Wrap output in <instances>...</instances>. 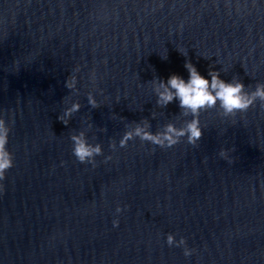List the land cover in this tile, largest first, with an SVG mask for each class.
Masks as SVG:
<instances>
[{
	"label": "water",
	"instance_id": "95a60500",
	"mask_svg": "<svg viewBox=\"0 0 264 264\" xmlns=\"http://www.w3.org/2000/svg\"><path fill=\"white\" fill-rule=\"evenodd\" d=\"M186 60L209 83L213 68L245 91L264 84V0H0L13 156L0 181V264H264L259 101L233 118L219 101L201 111L196 145L120 147L141 121L155 133L191 119L177 100L158 107L152 86L187 82ZM73 103L65 126L58 116ZM80 132L101 147L93 164L72 155Z\"/></svg>",
	"mask_w": 264,
	"mask_h": 264
},
{
	"label": "clouds",
	"instance_id": "9594fccd",
	"mask_svg": "<svg viewBox=\"0 0 264 264\" xmlns=\"http://www.w3.org/2000/svg\"><path fill=\"white\" fill-rule=\"evenodd\" d=\"M184 68L188 73L187 82L179 75L173 74L168 77L166 84L163 80L155 79L152 81V86L157 95L158 107L166 108L173 100H177L178 108L182 110L181 115L191 116V119L179 128L168 123L155 133L149 131L148 122L141 121L131 131L125 132L120 141V147H125L127 141L136 138L161 148H171L183 138H186L189 145H196L202 137L199 115L201 111L215 107L218 101L225 118H233L237 113L248 111L257 101L260 102L261 108H264V84H257L254 91L249 92L245 91V85L240 81L226 83L219 79V72H214L213 68H210L207 73L211 77V83L196 71L191 62L186 60ZM65 86L69 90L74 89L75 79H68ZM87 99L92 108L97 107L96 101L90 94ZM79 108L78 103H73L64 111L62 117L58 116V120L67 126L69 118L79 111ZM9 132V126L3 118H0V181L5 180L6 172L13 167V156L7 149ZM70 140L72 141V155L81 164H93L94 157L102 154L100 145L89 144L84 132L72 135ZM110 147L114 148L115 145H110ZM220 155L224 156V152L222 151ZM120 211V208L116 209L117 213ZM117 225L118 222L113 221V227ZM166 243L169 246H185L183 238L175 241L171 234L167 235ZM184 255L189 256L191 252L185 248Z\"/></svg>",
	"mask_w": 264,
	"mask_h": 264
}]
</instances>
